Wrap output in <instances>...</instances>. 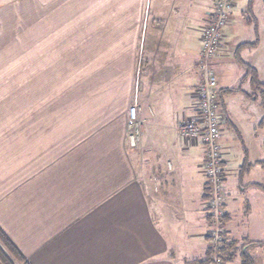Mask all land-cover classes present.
Listing matches in <instances>:
<instances>
[{"label":"crops","instance_id":"obj_1","mask_svg":"<svg viewBox=\"0 0 264 264\" xmlns=\"http://www.w3.org/2000/svg\"><path fill=\"white\" fill-rule=\"evenodd\" d=\"M212 8L0 3V230L27 264L206 256L204 150L177 125L192 113ZM212 66L224 119V237L235 252L226 264L245 253L264 264V244L254 243L264 239V0H234Z\"/></svg>","mask_w":264,"mask_h":264},{"label":"built area","instance_id":"obj_2","mask_svg":"<svg viewBox=\"0 0 264 264\" xmlns=\"http://www.w3.org/2000/svg\"><path fill=\"white\" fill-rule=\"evenodd\" d=\"M234 0H213V8L201 35V49L197 68L201 79L193 92L192 113L180 119L178 135L186 140H194L203 147L202 172L209 189L205 207L209 216L207 231L208 244L215 249L222 243L225 227L222 219L225 213L224 169L222 146L220 143L223 114L217 95V79L212 66L221 46L223 28L229 21ZM132 131L129 133L134 143L136 130V106L128 109ZM213 264H223L214 254Z\"/></svg>","mask_w":264,"mask_h":264},{"label":"trees","instance_id":"obj_3","mask_svg":"<svg viewBox=\"0 0 264 264\" xmlns=\"http://www.w3.org/2000/svg\"><path fill=\"white\" fill-rule=\"evenodd\" d=\"M260 97L262 98L264 102V90H262ZM218 99L219 103L221 105V96L218 93ZM222 224L224 225L225 223L223 222L222 219ZM0 243L4 246L6 249V252H3L0 248V259L3 264H27L24 261L23 256L19 253V251L10 243V241L6 238V236L2 233L0 230ZM253 243V242H251ZM256 244H264V239L260 242H254ZM233 244L232 242H226V238L223 237V241L219 246L215 249H212L208 247V253L206 256L199 260L197 263L198 264H213V259L212 256L216 254L222 261L223 264H226L230 260L233 259L235 252L233 251ZM240 264H255L254 260L248 255V254H243L241 256Z\"/></svg>","mask_w":264,"mask_h":264},{"label":"rangeland","instance_id":"obj_4","mask_svg":"<svg viewBox=\"0 0 264 264\" xmlns=\"http://www.w3.org/2000/svg\"><path fill=\"white\" fill-rule=\"evenodd\" d=\"M5 1H7V0H0V3L2 2V3H4ZM191 141H194V140H191ZM195 142V141H194ZM197 143V142H196ZM154 186H155V188L157 187V185L156 184H154ZM208 218H209V216H208ZM207 231H208V228H207ZM206 236H207V232H206ZM207 242H208V237H207ZM208 246H209V244H208ZM0 248H1V250L3 251V252H6V253H8L7 251H6V249L4 248V246L0 243Z\"/></svg>","mask_w":264,"mask_h":264}]
</instances>
